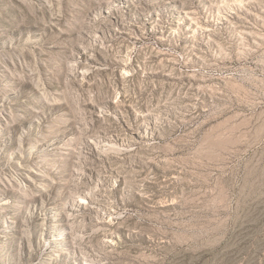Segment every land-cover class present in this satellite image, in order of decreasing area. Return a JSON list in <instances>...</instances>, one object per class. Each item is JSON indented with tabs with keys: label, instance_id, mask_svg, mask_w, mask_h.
Wrapping results in <instances>:
<instances>
[{
	"label": "rangeland",
	"instance_id": "374dc122",
	"mask_svg": "<svg viewBox=\"0 0 264 264\" xmlns=\"http://www.w3.org/2000/svg\"><path fill=\"white\" fill-rule=\"evenodd\" d=\"M0 264H264V0H0Z\"/></svg>",
	"mask_w": 264,
	"mask_h": 264
}]
</instances>
